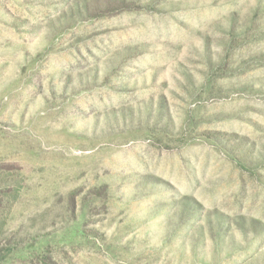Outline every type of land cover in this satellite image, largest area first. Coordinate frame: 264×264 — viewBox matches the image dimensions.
I'll use <instances>...</instances> for the list:
<instances>
[{"label":"rangeland","instance_id":"1","mask_svg":"<svg viewBox=\"0 0 264 264\" xmlns=\"http://www.w3.org/2000/svg\"><path fill=\"white\" fill-rule=\"evenodd\" d=\"M0 264H264V0H0Z\"/></svg>","mask_w":264,"mask_h":264},{"label":"trees","instance_id":"2","mask_svg":"<svg viewBox=\"0 0 264 264\" xmlns=\"http://www.w3.org/2000/svg\"><path fill=\"white\" fill-rule=\"evenodd\" d=\"M110 5H111V7H113L114 5H113V3H111V4H107L106 6H105V8H102V10H99V9H101V8H98V7H101V6H99V4H96V5H94V10H95V12L98 14V13H102V12H109L110 11ZM119 5H121V6H119L120 8H123V7H125V8H127L128 7V5L125 3V2H123V3H119Z\"/></svg>","mask_w":264,"mask_h":264}]
</instances>
